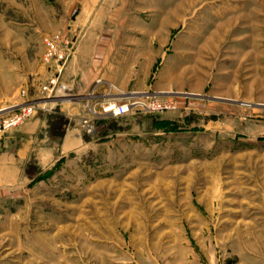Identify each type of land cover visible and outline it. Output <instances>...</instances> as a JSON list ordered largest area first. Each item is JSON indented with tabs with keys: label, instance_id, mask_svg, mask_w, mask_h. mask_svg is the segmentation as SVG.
Returning <instances> with one entry per match:
<instances>
[{
	"label": "rangeland",
	"instance_id": "1",
	"mask_svg": "<svg viewBox=\"0 0 264 264\" xmlns=\"http://www.w3.org/2000/svg\"><path fill=\"white\" fill-rule=\"evenodd\" d=\"M28 105L62 139L0 133V264H264V0H0V126Z\"/></svg>",
	"mask_w": 264,
	"mask_h": 264
},
{
	"label": "built area",
	"instance_id": "2",
	"mask_svg": "<svg viewBox=\"0 0 264 264\" xmlns=\"http://www.w3.org/2000/svg\"><path fill=\"white\" fill-rule=\"evenodd\" d=\"M47 46L48 50L44 60L47 63L46 66L48 68V71L52 73V77L49 83H47V85L43 89L45 91H49L50 97H54V89L56 88L58 78L61 73L62 62H64L68 56V52L66 51L68 49L69 43L66 44L65 49L56 50V47H54L53 44V40L51 39V41H47ZM50 61L54 64L51 65ZM120 96L121 95L118 94L116 98H108V89L105 91V93L101 94L99 97H102L103 100L99 104V114L102 116H122L127 114L128 112H133L137 108H141L143 112L145 111L148 113H157L162 110L171 108V105H168L167 103L158 102L155 99L148 98L147 101H126ZM38 108L39 107H36L34 105H28L27 107L22 108L21 113H18L9 120L3 121L2 126H0V133L7 128L16 127L20 124H23L24 121L32 117L39 110Z\"/></svg>",
	"mask_w": 264,
	"mask_h": 264
},
{
	"label": "crops",
	"instance_id": "3",
	"mask_svg": "<svg viewBox=\"0 0 264 264\" xmlns=\"http://www.w3.org/2000/svg\"><path fill=\"white\" fill-rule=\"evenodd\" d=\"M93 1L95 2V4L96 3L97 4L103 3L104 5H108V0H93ZM78 7L80 10L81 6L79 5ZM78 12H77V14H78ZM68 91H69V94H80L81 93V87L79 86L78 82L74 81V82H72L70 89ZM40 121H41V119L35 116V117H30L29 119L26 120L25 123L22 124L23 128L21 130H23L25 132H29V133H31V132L33 133V131H34V135H33L34 142H32L29 146L31 151H27L24 153V154H26L24 156V158H25L24 163H26L28 161V159L30 158L29 156L32 154H39L40 158L44 162L49 161L56 156L58 144H55V142H53L49 137H46V136H44L42 139L38 138V135H37L38 130H37V127L35 125L38 124V122L40 124L41 123ZM38 127H41V126H38ZM21 143H22L21 141H16L12 145L14 152H15V155L18 157L20 154V149H18V147H19V145H21ZM77 143H78L77 139L73 138V140H71V141H69V140L63 141L62 147L69 148L71 146H74ZM23 175L26 176L24 174V172H23Z\"/></svg>",
	"mask_w": 264,
	"mask_h": 264
},
{
	"label": "trees",
	"instance_id": "4",
	"mask_svg": "<svg viewBox=\"0 0 264 264\" xmlns=\"http://www.w3.org/2000/svg\"><path fill=\"white\" fill-rule=\"evenodd\" d=\"M140 123L141 122H139V124ZM152 124H154V118L153 117H149L147 119L146 124H145V128H147V129H145L146 133H150L151 134V133H156V132H163V133L173 132L172 130H170L171 127L169 125H164V126H161L160 128H157V129L155 128L154 130H150L149 131V128H151ZM58 129H59V127L46 130V133L51 137V140H53V141H61L62 136H61L60 130H58ZM25 175L31 177L32 179H33V176H34V174H29L27 172V169L25 170ZM34 178H36V177H34Z\"/></svg>",
	"mask_w": 264,
	"mask_h": 264
},
{
	"label": "water",
	"instance_id": "5",
	"mask_svg": "<svg viewBox=\"0 0 264 264\" xmlns=\"http://www.w3.org/2000/svg\"><path fill=\"white\" fill-rule=\"evenodd\" d=\"M75 14H76V12H75V13H73V15H72V18H74V17H75Z\"/></svg>",
	"mask_w": 264,
	"mask_h": 264
}]
</instances>
